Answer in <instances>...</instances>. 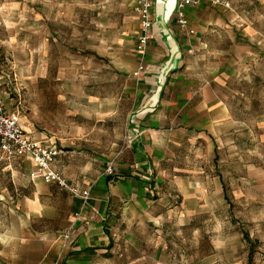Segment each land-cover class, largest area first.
<instances>
[{
    "label": "crops",
    "instance_id": "1",
    "mask_svg": "<svg viewBox=\"0 0 264 264\" xmlns=\"http://www.w3.org/2000/svg\"><path fill=\"white\" fill-rule=\"evenodd\" d=\"M135 1L111 10L96 48L89 33L87 59L103 77L75 92L87 117L118 126L109 151L94 153L86 139L61 138L36 124L38 107L31 109L36 128L22 126L36 142L58 148L53 170L88 199L31 178L28 159L0 156V264H206L217 143L236 123L231 102L245 97L241 86L258 62L264 65V0L187 6L184 29L173 11L179 0L156 7L153 0L152 39L137 76ZM18 4L10 5L22 13L24 48L40 50L41 21L54 20L36 5Z\"/></svg>",
    "mask_w": 264,
    "mask_h": 264
},
{
    "label": "rangeland",
    "instance_id": "2",
    "mask_svg": "<svg viewBox=\"0 0 264 264\" xmlns=\"http://www.w3.org/2000/svg\"><path fill=\"white\" fill-rule=\"evenodd\" d=\"M121 1L0 0V102L19 113L23 127L51 126L55 132H50L61 138L86 139L94 153L109 151L108 144L120 135L118 126L87 117L86 102L76 99L75 92L103 77L93 74L95 58L87 59L89 33L93 32L96 48L102 26ZM13 2L36 5L54 20L51 26L41 21L40 50L24 48L28 35ZM90 17L95 22L92 28L86 21ZM38 71L45 78L39 80ZM250 77V83L241 86L245 97L231 102L236 123L217 143L220 178L207 212L206 264H264V65L258 62ZM32 107H38L39 122Z\"/></svg>",
    "mask_w": 264,
    "mask_h": 264
},
{
    "label": "built area",
    "instance_id": "3",
    "mask_svg": "<svg viewBox=\"0 0 264 264\" xmlns=\"http://www.w3.org/2000/svg\"><path fill=\"white\" fill-rule=\"evenodd\" d=\"M201 2L211 3L213 5L222 4L220 0H179L176 9V22L180 28H186L187 21L184 15V9L187 6H196ZM152 7L153 0H136L134 12L138 17L139 31L137 36L136 52L139 55L140 63L137 76L144 70L143 59L149 41L152 39ZM193 31H189V34ZM131 140H128L130 143ZM59 154L56 146L36 142L27 134L20 122V116L17 111H8L3 105H0V156L7 160L16 158H25L34 164V171L30 173L31 178L40 177L45 183H55L61 188L68 190L70 193L80 196L83 201L88 199L89 193L77 190L68 185L66 180L61 177L52 168V164ZM106 171L112 173L113 167L109 166ZM78 214H75V217Z\"/></svg>",
    "mask_w": 264,
    "mask_h": 264
},
{
    "label": "water",
    "instance_id": "4",
    "mask_svg": "<svg viewBox=\"0 0 264 264\" xmlns=\"http://www.w3.org/2000/svg\"><path fill=\"white\" fill-rule=\"evenodd\" d=\"M158 2V0H154V5H155V7H156V3ZM176 5L177 4H175V6H174V10L173 11H175V9H176ZM176 49V48H175ZM171 64H169L167 67H165V68H163V69H161L160 70V72H159V77H161V78H165L166 77V75H167V73L171 70Z\"/></svg>",
    "mask_w": 264,
    "mask_h": 264
},
{
    "label": "trees",
    "instance_id": "5",
    "mask_svg": "<svg viewBox=\"0 0 264 264\" xmlns=\"http://www.w3.org/2000/svg\"><path fill=\"white\" fill-rule=\"evenodd\" d=\"M251 254H252V253H251V250H250V251H249V256H251Z\"/></svg>",
    "mask_w": 264,
    "mask_h": 264
}]
</instances>
